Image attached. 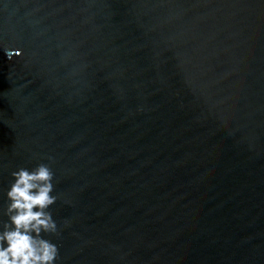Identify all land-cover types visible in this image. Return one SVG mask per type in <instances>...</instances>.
Returning a JSON list of instances; mask_svg holds the SVG:
<instances>
[{"label":"water","instance_id":"1","mask_svg":"<svg viewBox=\"0 0 264 264\" xmlns=\"http://www.w3.org/2000/svg\"><path fill=\"white\" fill-rule=\"evenodd\" d=\"M39 163L57 264H264V0H0V220Z\"/></svg>","mask_w":264,"mask_h":264},{"label":"clouds","instance_id":"2","mask_svg":"<svg viewBox=\"0 0 264 264\" xmlns=\"http://www.w3.org/2000/svg\"><path fill=\"white\" fill-rule=\"evenodd\" d=\"M11 176L2 211L6 219L0 220V264H57L58 246L46 238L59 234L50 211L58 199L52 169L39 163L20 167Z\"/></svg>","mask_w":264,"mask_h":264}]
</instances>
